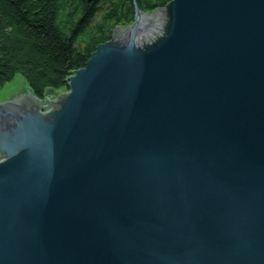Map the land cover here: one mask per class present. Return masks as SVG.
<instances>
[{
    "label": "water",
    "instance_id": "1",
    "mask_svg": "<svg viewBox=\"0 0 264 264\" xmlns=\"http://www.w3.org/2000/svg\"><path fill=\"white\" fill-rule=\"evenodd\" d=\"M132 1L0 100V264H264V0Z\"/></svg>",
    "mask_w": 264,
    "mask_h": 264
},
{
    "label": "trees",
    "instance_id": "2",
    "mask_svg": "<svg viewBox=\"0 0 264 264\" xmlns=\"http://www.w3.org/2000/svg\"><path fill=\"white\" fill-rule=\"evenodd\" d=\"M171 0H134L150 14ZM132 0H0V89L19 76L39 99L66 90L116 27L133 22Z\"/></svg>",
    "mask_w": 264,
    "mask_h": 264
},
{
    "label": "rangeland",
    "instance_id": "3",
    "mask_svg": "<svg viewBox=\"0 0 264 264\" xmlns=\"http://www.w3.org/2000/svg\"><path fill=\"white\" fill-rule=\"evenodd\" d=\"M130 25H132V24H130ZM129 26H127V27H129ZM119 27H121V26H119ZM20 80H21V78L17 75V76H15V78L13 79L12 82L8 83L6 86H4L2 89H0V100L3 99L4 97H7V95H8L7 92L15 89L17 87V85H19Z\"/></svg>",
    "mask_w": 264,
    "mask_h": 264
},
{
    "label": "bare ground",
    "instance_id": "4",
    "mask_svg": "<svg viewBox=\"0 0 264 264\" xmlns=\"http://www.w3.org/2000/svg\"><path fill=\"white\" fill-rule=\"evenodd\" d=\"M134 3H135V2H134ZM136 6H137V5H136ZM133 20H134V17H133ZM10 91H11V90H10ZM10 91H8V92H10ZM8 92H7V93H8Z\"/></svg>",
    "mask_w": 264,
    "mask_h": 264
}]
</instances>
